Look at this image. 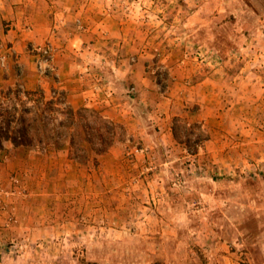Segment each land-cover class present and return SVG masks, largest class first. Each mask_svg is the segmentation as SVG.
<instances>
[{
  "label": "rangeland",
  "instance_id": "rangeland-1",
  "mask_svg": "<svg viewBox=\"0 0 264 264\" xmlns=\"http://www.w3.org/2000/svg\"><path fill=\"white\" fill-rule=\"evenodd\" d=\"M89 1L118 19L131 16L137 28L147 31L153 55L149 72L156 81L150 91L153 101L170 94L160 53L183 50L177 38L193 32L210 36V45L223 56L237 53L228 65L231 74L245 68L248 81L264 83V44L255 48L249 43V35L263 29L264 0H83ZM207 3L214 20L204 31L202 20L191 25L192 8ZM219 3L227 6L222 22ZM203 14L200 11L195 18ZM132 87L123 93L126 98L137 95ZM81 108L60 120L48 113L47 148L39 143L25 148L17 156L22 165L9 170L7 184L0 185L19 192L3 197L0 204L7 227L23 228L34 199L37 214L43 215L40 220L50 226L45 232L35 227L27 240L24 236L2 242L0 250L8 256L3 258L0 251V264H210L217 244L224 245L217 252L230 255L229 263L250 264L243 239L254 240L263 233L264 186L257 181L264 179L263 155L244 158L242 172L232 169L222 175L210 171L211 159L197 155L207 139V127L176 124L166 154L151 112L142 121L133 115L136 120L131 121L123 113L110 118ZM58 121L63 126L57 127ZM112 141L114 155L105 146ZM150 147L153 151L147 157L145 149ZM103 150L102 156L97 154ZM4 157L0 161L6 165ZM235 178L247 185L249 197L240 193ZM224 193L229 197L218 198ZM16 203L26 209L21 215Z\"/></svg>",
  "mask_w": 264,
  "mask_h": 264
},
{
  "label": "crops",
  "instance_id": "crops-1",
  "mask_svg": "<svg viewBox=\"0 0 264 264\" xmlns=\"http://www.w3.org/2000/svg\"><path fill=\"white\" fill-rule=\"evenodd\" d=\"M210 6L211 3H207L202 8H192L194 20L191 25L202 20L201 26L205 27V31L214 20ZM226 9L225 3H219L220 22L225 19L222 12H227ZM200 11L204 14L195 18ZM117 17L91 1L0 0V83L3 85L0 86V93L19 88L38 93L45 99H50L52 93L62 94L72 116L81 107L95 114L106 113L110 118L123 113L131 121L136 120L133 115L142 121L147 114L151 117V112L155 133L166 154L171 151L169 144L175 138L176 124L182 122L187 126L207 127V139L197 155L208 162L211 159L213 166L210 171H220L222 175L232 169L242 172L244 166L240 165L250 155L264 156V96H260L264 83L248 81L245 68L231 74L228 65L237 53L223 56L210 45V36L201 37L197 32L177 38V45L183 50L173 48L170 53H160L170 78L169 97L153 101L150 91L156 81L149 72L153 55L148 46V33L142 26L137 28L131 16ZM262 27L256 36L249 35L250 46L264 44ZM46 45L52 51V71L43 75L36 70L35 50ZM197 48L212 51L211 61L198 62L193 57L194 52L191 53ZM132 86L138 93L126 98L123 93ZM248 110L253 111L249 113ZM139 124L144 126V122ZM6 142L9 141L2 143L0 157L5 156L4 161L9 162L5 165L0 161V185L7 184L4 181L7 182L9 170L19 169L22 165L17 156L27 148L14 146L11 142L10 146H6L8 148H4ZM107 148L108 153L115 154L114 141ZM145 150L148 157L153 148ZM234 180L240 193L249 197L242 178ZM257 181L258 186H264L263 178ZM261 191L260 195L264 197ZM224 194L218 195V198L229 197L228 193ZM36 201L34 199L29 204V213L21 229L7 227L0 213V245L24 236L26 239L23 240H27L35 227L44 232L50 228L49 224L40 220L43 215L37 214ZM15 207L20 215L26 210L19 203ZM51 215L49 213L47 219ZM261 231L260 238L248 240L243 237L250 264H264V227ZM223 248V244L215 245L210 253V264H232L229 263L230 255L217 252V249ZM2 251L3 258H6L8 253ZM22 257L24 259L25 255Z\"/></svg>",
  "mask_w": 264,
  "mask_h": 264
},
{
  "label": "trees",
  "instance_id": "trees-1",
  "mask_svg": "<svg viewBox=\"0 0 264 264\" xmlns=\"http://www.w3.org/2000/svg\"><path fill=\"white\" fill-rule=\"evenodd\" d=\"M48 113H53L60 118L72 116L64 99L47 100L38 93L19 88L0 93V148L5 141L11 142L14 146L27 147L39 143V146L47 148L48 144L45 141H49L46 131ZM61 122L58 121L55 125L63 126ZM111 144L112 142H108L105 146L109 147ZM103 152L104 150L97 154L100 155Z\"/></svg>",
  "mask_w": 264,
  "mask_h": 264
},
{
  "label": "built area",
  "instance_id": "built-area-1",
  "mask_svg": "<svg viewBox=\"0 0 264 264\" xmlns=\"http://www.w3.org/2000/svg\"><path fill=\"white\" fill-rule=\"evenodd\" d=\"M212 51H203L200 49L194 50L193 57L198 61V62H205V61H211V55ZM35 66L36 70L39 74H47L52 71V51L49 45L39 47L35 50ZM1 65H3V60L1 59ZM134 88H131V91H133ZM58 94L52 93V97L55 98ZM61 99L63 100L62 94H59ZM59 118V119H58ZM57 120H60L61 118L58 117ZM19 192L17 190H11V191H5L1 186H0V204L2 203V199L5 196H13L18 194ZM9 222H12L13 219L11 217L8 218Z\"/></svg>",
  "mask_w": 264,
  "mask_h": 264
}]
</instances>
